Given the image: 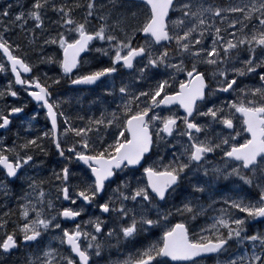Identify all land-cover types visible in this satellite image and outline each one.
Wrapping results in <instances>:
<instances>
[{
  "label": "snow or ice",
  "instance_id": "snow-or-ice-1",
  "mask_svg": "<svg viewBox=\"0 0 264 264\" xmlns=\"http://www.w3.org/2000/svg\"><path fill=\"white\" fill-rule=\"evenodd\" d=\"M0 53V264H264V0H14Z\"/></svg>",
  "mask_w": 264,
  "mask_h": 264
},
{
  "label": "flooded vegetation",
  "instance_id": "flooded-vegetation-1",
  "mask_svg": "<svg viewBox=\"0 0 264 264\" xmlns=\"http://www.w3.org/2000/svg\"><path fill=\"white\" fill-rule=\"evenodd\" d=\"M223 1V0H221ZM40 71H43V70H36L34 71L33 73H31L30 75L31 76H35V75H40L42 80H43V74H44V71L43 72H40ZM9 73V74H8ZM28 76H26L25 78H27ZM7 78V82L5 81L4 83H2L0 85V90H5L6 89V86L8 84V81L9 79H13L12 76H11V73L10 71H7V72H0V81L2 79H5ZM116 79H119V76L116 77ZM253 80L252 79H246L244 81V83H252ZM65 83H62V86L61 88L64 86ZM16 90L20 91V96L19 98H12L10 99V97H3V98H0V108H5L6 105H11V106H22V105H27V109H26V112L27 113H31L33 109H35L37 106L35 104L34 101H31L30 97L27 96L26 92L20 90V88L18 86H16ZM60 90V89H59ZM13 120V123L11 125V128L8 132H5L4 130H0V138H4L5 142L11 146L12 144V141L15 139V133L17 131L20 132L21 136H24V130L23 128H20L19 125H20V118H16V117H12L11 118ZM43 125H44V113L43 111L40 112V123L39 124H35L34 125V129H42L43 128ZM62 131V129H61ZM209 159H213L212 157H209ZM218 159V158H217ZM73 183H76V181H73ZM242 195H245V194H249L248 196H252L254 197L256 195V193L254 192V189H246V191L242 192L241 193ZM53 196H55V193H53ZM60 203L57 202V207H60ZM63 206L67 207V206H72L70 205V202H64ZM80 206V202H78V204L76 206H73V207H79ZM93 212H95V215H99V212L98 211H95L93 208H88L86 210V214L82 215L80 218H78L76 220V223H80L81 220H87L89 218V215L93 214ZM104 218V217H102ZM15 219V218H13ZM65 227H68V228H74L75 227V224L71 223V222H68L64 225ZM109 227H111V224L109 225ZM9 231H11V225L9 226ZM105 232H107V228L105 229ZM158 235V234H157ZM157 237L156 236H153L150 238L149 241H145V244L146 243H149L151 242V240H155ZM139 247V245H138ZM135 249H133L134 251ZM25 255V252L24 250L22 249L20 252H17V253H14L13 254V258L15 257H20V260L18 261V264H23V257ZM211 261H209L208 263H210Z\"/></svg>",
  "mask_w": 264,
  "mask_h": 264
},
{
  "label": "rangeland",
  "instance_id": "rangeland-1",
  "mask_svg": "<svg viewBox=\"0 0 264 264\" xmlns=\"http://www.w3.org/2000/svg\"><path fill=\"white\" fill-rule=\"evenodd\" d=\"M8 2H14V0H0V7H3V6H5V4L6 3H8ZM221 2H225V0H223V1H221ZM18 9H14L13 11H17ZM13 39H20L19 37H16V36H14L13 37ZM22 42V41H21ZM101 45H100V43L99 42H97L96 44H95V47H100ZM46 54H51V50H49V52L48 53H46ZM29 59H30V62L32 63V64H37V62H38V57L37 56H35V55H31L30 54V56H29ZM85 61H87L89 64H92V65H94V67L91 69V70H95L96 68H100V67H105V66H108V63H109V61H108V58L107 57H103V58H101L99 61H97V60H93L92 59V56H86L85 57ZM37 70H43L44 71V73H47V75L48 76H50V77H55V76H57V75H59L60 73H59V70H58V68H56V67H53L52 65H40L39 67H38V69ZM43 71H40V72H43ZM9 74V73H8ZM7 82V78H5V79H2L1 81H0V85L2 84V83H4V82ZM67 81V80H66ZM64 82V81H63ZM62 82V83H63ZM68 82V81H67ZM104 83L106 84V83H109L108 82V80H106V81H104ZM103 84H101L99 87H97V88H92V90H89V91H69V92H66L65 94H64V96L63 97H61L62 99H68V98H73V103H74V101H75V97H77V96H80V97H83V102L85 103V104H87L88 103V101L89 100H92L95 96H96V94H98L99 92H101V90L103 89ZM10 99H12L11 97H10ZM72 106H73V104H72ZM65 108H67V105L65 106ZM74 112V111H73ZM72 112V113H73ZM99 113H97V115H98ZM224 182V185H223V188L221 189V191H220V193H219V195H218V197L217 198H219V196H224V195H231V194H233L230 190L231 189H233V188H235V187H238V185H235V184H233L232 182H230V181H223ZM257 191V190H256ZM245 195H249V194H245ZM219 206V205H218ZM256 227H264V223H262V224H260V225H256Z\"/></svg>",
  "mask_w": 264,
  "mask_h": 264
}]
</instances>
